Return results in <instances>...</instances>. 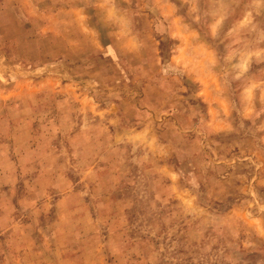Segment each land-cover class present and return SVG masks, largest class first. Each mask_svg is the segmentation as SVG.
<instances>
[{
  "label": "rangeland",
  "instance_id": "obj_1",
  "mask_svg": "<svg viewBox=\"0 0 264 264\" xmlns=\"http://www.w3.org/2000/svg\"><path fill=\"white\" fill-rule=\"evenodd\" d=\"M0 264H264V0H0Z\"/></svg>",
  "mask_w": 264,
  "mask_h": 264
}]
</instances>
